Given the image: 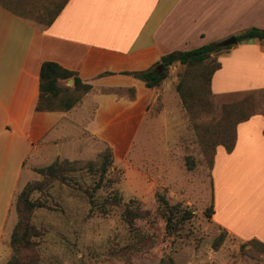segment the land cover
Instances as JSON below:
<instances>
[{"label":"rangeland","instance_id":"rangeland-1","mask_svg":"<svg viewBox=\"0 0 264 264\" xmlns=\"http://www.w3.org/2000/svg\"><path fill=\"white\" fill-rule=\"evenodd\" d=\"M217 46L222 50L201 64L188 68L178 63L171 65L147 109H141L140 102L139 109H121V118L109 109L104 117L107 126L101 129L95 126L97 109H74L64 119L69 124L62 121L52 131L47 142L52 151L39 167L55 159L74 161L77 166L45 192L32 195L39 205L31 214L30 224L37 232L32 238L33 250L22 254L23 261L264 264V242L232 235L212 219L215 196L211 170L216 148L232 145L235 127L243 118L264 116V90L223 95L209 92L208 72L218 63L220 54L229 50L223 49L227 47L223 42ZM180 81L188 96L186 105L176 89ZM62 85L63 89L69 86L64 81ZM70 86L68 91L74 96V87ZM79 89L74 96L78 99L84 94ZM96 92H110L126 99L133 96V91L125 89ZM32 171L35 173L34 168ZM221 180L224 198L218 205L222 218L245 225L240 224L241 220L256 212L258 200L259 205L264 204V194L256 184H249L240 170L229 177L221 176ZM22 188L6 219L0 248H6L9 254L0 264H6L14 255L10 240L18 222L16 197ZM247 191L249 201L255 200L252 209L236 207ZM158 195L169 205L179 206L175 218L180 219L185 211L191 213V218L167 231L166 209L157 202ZM228 207L235 210V219L229 216ZM137 209L146 214L136 218ZM257 212L264 210L259 208Z\"/></svg>","mask_w":264,"mask_h":264},{"label":"crops","instance_id":"crops-1","mask_svg":"<svg viewBox=\"0 0 264 264\" xmlns=\"http://www.w3.org/2000/svg\"><path fill=\"white\" fill-rule=\"evenodd\" d=\"M252 27L264 30V0H0V241L15 195L27 182L40 178L32 168H42L40 163L51 153L48 136L74 109H97L98 129L107 126L104 117L109 109L117 118L124 115L121 109H139L140 102L145 110L157 88L145 87L130 73L151 69L170 52L219 43ZM48 61L75 72L82 84L91 86L69 111H36L39 72ZM218 63L210 81L213 95L264 90V41L234 44L220 54ZM63 81L57 87L62 88ZM98 89H132L133 96L119 98ZM238 170L264 194L260 114L236 125L230 151L218 146L214 152L212 219L232 235L264 242V221L258 223L264 219V213L257 212L264 210L260 200L250 218L236 220L245 225L221 216V176ZM249 198V192L244 193L236 207L252 209L255 200ZM229 207V216L235 219V210ZM8 254L0 248V263Z\"/></svg>","mask_w":264,"mask_h":264},{"label":"trees","instance_id":"trees-1","mask_svg":"<svg viewBox=\"0 0 264 264\" xmlns=\"http://www.w3.org/2000/svg\"><path fill=\"white\" fill-rule=\"evenodd\" d=\"M251 39H257L264 41V30L252 27L240 35L236 36L238 43L248 41ZM231 46H227L223 49H230ZM222 48L217 46V43H210L199 48L188 51H173L161 57L160 61L155 66L160 69H148L141 72H133L129 75L142 81L147 88H157L161 82L167 77L169 67L175 63L184 65L187 68L193 67L197 64H201L206 61L212 53L221 51ZM220 68V64L216 63L210 68L208 72L207 85L210 91V81L213 74ZM163 70L159 73L160 70ZM72 77L74 79V90L71 92L76 95L77 90L81 88L84 94L90 89V85H84L77 77L75 72L68 71L62 68L60 65L54 62H44L41 65L39 72V98L36 105V111L38 112H66L74 107L79 99V96L70 95L67 89L57 87L59 80ZM178 94L180 95L184 105L187 104L188 96L184 91L183 82L180 81L176 87ZM70 90V89H69ZM132 93V89H129ZM58 102L57 107L50 106L51 103ZM245 117L240 122L249 118ZM231 146H223L227 151L232 149ZM74 161L67 160H54L50 165L42 168L35 169V172L40 176L39 179L27 182L20 193L16 197V212L18 215V222L12 232L10 246L14 252L13 257L6 264H40L36 259L32 258L27 262L23 261L22 254L25 251L33 250L32 238L36 235L35 227L30 224L31 214L38 208V203L32 200V195L36 192L43 193L52 187V184L62 176L66 171H74L76 168ZM157 202L166 209L165 220L166 230L170 231L173 226H178L180 221H186L191 218V213L188 211L183 212L180 219L175 218L177 212L180 211L178 205H169L168 201L161 195L157 196ZM142 211L137 209L136 218L142 217Z\"/></svg>","mask_w":264,"mask_h":264},{"label":"water","instance_id":"water-1","mask_svg":"<svg viewBox=\"0 0 264 264\" xmlns=\"http://www.w3.org/2000/svg\"><path fill=\"white\" fill-rule=\"evenodd\" d=\"M222 42H223V45H225V46H230V45H234V44L238 43L235 36L230 37L228 39H225V40L221 41L220 43H222ZM157 69H160V67H157ZM64 82H66L67 85H72L73 80L71 78H67V79H65Z\"/></svg>","mask_w":264,"mask_h":264}]
</instances>
